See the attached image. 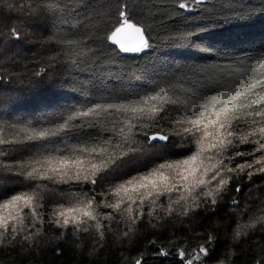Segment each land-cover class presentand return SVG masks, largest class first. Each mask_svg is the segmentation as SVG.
Here are the masks:
<instances>
[{"label": "trees", "instance_id": "obj_1", "mask_svg": "<svg viewBox=\"0 0 264 264\" xmlns=\"http://www.w3.org/2000/svg\"><path fill=\"white\" fill-rule=\"evenodd\" d=\"M88 3L92 7L85 8L78 0L47 4L0 0V138L23 141L0 145L4 151L0 222H7V230L0 228V264H187L189 259L193 264H264V222H258L264 217V171H260L264 149L254 142L264 143V139L259 135L248 136L247 142L243 139L261 125L243 116L232 121L236 133L229 137L232 143L201 156L203 166L196 176L206 183L185 191L187 184L179 175L183 168L160 169V165H179L189 159L198 151L202 133H184L183 127L189 125L175 123L182 113L172 111L173 105L167 106L164 120L151 114L132 119L135 114L116 111L137 106L159 86L182 80L185 88L208 84L199 90L211 94V83L225 71L223 65L238 67L249 57L261 58L264 0H206L204 5H192L191 11L179 9L172 0H128L135 22L145 27L154 45L134 57L110 53L107 48L113 46L96 39L116 19V0H84ZM54 5L63 12L53 11ZM65 14L70 24L77 25L75 29L68 24L61 29L59 17ZM13 29L20 41L14 40ZM58 29L67 35L79 33L77 39L90 36L92 50L82 59L57 56L59 46L47 37ZM192 30L200 37L197 47L168 39L177 31ZM180 96L183 99V93ZM109 104L115 107L104 111ZM94 105L102 106L97 114L69 121L76 127L56 136L27 139V134L56 130L58 122L75 115L73 110ZM129 122L134 125L131 132L126 127ZM121 127L127 143L118 131ZM156 132L169 136L167 147L154 148L147 142L145 133ZM129 144L144 151L115 164L109 161L128 151ZM100 146L107 151H79ZM49 159L52 167L59 160L82 163L63 169L67 172L63 178L48 172L51 179H40L50 167ZM93 164L102 168L95 175ZM204 167L208 171L202 175ZM33 168L40 172L29 178ZM155 169L169 177L157 188L161 195L152 197L155 203L140 204L135 192L127 194L137 201L134 204L127 197L121 201L123 193L115 194L127 181ZM216 171L220 175L213 180ZM93 178L96 184L91 183ZM221 179L227 183L219 187ZM189 183H194L191 177ZM172 184L176 185L172 191H164ZM17 195L30 196L31 206L18 202L2 207ZM89 201L92 208L87 210L94 220L72 213L84 223L77 225L69 218L63 226L60 211L85 208ZM117 203L118 208L111 206ZM201 248L208 254L200 253Z\"/></svg>", "mask_w": 264, "mask_h": 264}, {"label": "snow or ice", "instance_id": "obj_2", "mask_svg": "<svg viewBox=\"0 0 264 264\" xmlns=\"http://www.w3.org/2000/svg\"><path fill=\"white\" fill-rule=\"evenodd\" d=\"M40 3H51L52 0H39ZM79 3L83 4L85 8L92 7L90 3L84 4V0H78ZM174 4L178 6L179 9H184L185 11H191L192 5H204L206 0H172ZM130 4L128 0H116V8L117 14L116 19L114 21H110L107 27L106 34L101 37L97 35L96 39L101 40L105 46L109 43L113 47H108L107 51L113 54H139L144 52L145 50L154 47L153 44H150L149 41L152 37L147 33L144 26H139L135 22V17L132 15L130 11ZM53 11H61L63 9L57 8L55 5L53 6ZM60 27L61 29L65 24H68L69 27L75 29L77 27L76 24H70L69 18L65 14L59 17ZM79 33H72L70 35L65 34L60 29H58L55 33L49 35L47 37L48 41H55V43L59 46V49L56 52L57 56H63L69 59L73 58H84L88 52L92 50V46L88 44V40L91 39L90 36L84 37L81 39H77L76 37ZM12 36L15 41H20L21 37L17 33L15 29L12 30ZM195 37V38H194ZM168 39L173 41H179L183 46L187 47H197V40L200 39L199 36L192 31H177L176 33L170 35ZM0 46H3V42H0ZM203 51H211L210 48L202 49ZM242 66L234 67L232 64L223 65L222 67L225 71L221 72L219 75L211 83V94H207L204 91H200L199 88L207 89L209 87L208 84H199L198 87L193 88H185L182 86L183 80L181 82H177L176 84H170L168 86H159L157 91L154 94L149 95L147 99H141L137 102V106L134 107H120L116 108V111L120 112H131L135 114L132 119H140L143 115L151 114L153 118H159V120H164L168 115V105H173L174 107L171 109L172 111H179L182 113V118L177 119L175 123L177 125H189L187 127H183L182 131L184 133H194L200 132L202 133L200 139L198 140V144L200 145L198 151L193 154L189 159L183 160L179 165H160V169L165 167L173 168L177 167L183 168V171L179 173L181 180H183L187 187H185V191H188L190 188H194L199 185H204L206 181L202 178H198L196 176L197 171L200 170V166H203V160H201V156L205 152H212L214 150L220 149L223 150L226 145L232 143V140L229 137L234 136L236 133L232 130V121L240 119L242 116L247 120L251 118V124H259L260 127H254L250 132L247 133L243 137L244 141L247 142L248 136L259 135L261 139H264V55L261 58L256 59L254 57L247 58V62H241ZM230 69V71H227ZM203 77H201V80ZM178 89V91H176ZM176 91L175 98H172L171 94ZM183 93V99H181L180 94ZM159 100V105L153 104L151 107L139 106L140 104L148 105L149 101H157ZM102 106L94 105L92 107L83 109V110H73L75 115H69L66 119L58 122L59 127L56 130L49 131H39L33 134H27L28 140L33 139H43L48 136H56L59 132L64 131L65 129H71L76 127L77 125H72L69 121L75 119L76 117H89L93 114H97L98 110L101 109ZM115 106L112 104L108 105V108L104 109L107 111L108 109L114 108ZM163 113V115H161ZM82 126V125H81ZM134 125L129 122L126 127H128V131L131 132V128ZM211 129V130H210ZM118 131L124 134V128L121 127ZM147 137V142L151 144L152 147H167V142L169 141V136L164 134L163 132H156L154 134L149 135L145 133ZM124 140L128 142L127 134H124ZM23 141L17 140H6L4 138H0V145L3 144H12ZM153 142H165L163 144H156ZM255 143L260 144V149H264V143H260V141H254ZM206 145V146H205ZM258 149V150H260ZM79 151L81 152H89V153H102L107 150L103 147L97 148H81ZM143 148H137L131 146L129 144L128 151H122L118 156L109 157V161L113 164L116 163L117 160H123L124 157L129 156L130 154H136L143 152ZM240 153H238L239 155ZM4 155V151L0 149V156ZM205 159L211 160L212 157H206ZM199 161V166H198ZM260 161H257L259 163ZM46 163L50 166L45 170L44 175H41L40 179H51L52 177L48 176L47 173L51 172L53 174H61V178L67 175V172H64L63 169H68L74 167L76 164L82 163L81 161H65L59 160L57 162V167H52V160L49 159ZM108 162H106L107 164ZM213 169L217 167V165L211 166ZM240 167H244L241 165ZM251 167V165H248ZM92 168L96 170L93 175L102 170L101 167L93 164ZM208 168L204 167V172L202 175L207 174ZM228 171H233V169H228ZM260 171H264V167L260 169ZM40 169L33 168L31 172H28V177H33L34 173H39ZM220 175L219 171H216L212 176V179H216L217 176ZM251 175V173H250ZM79 173H77V177ZM155 177H158L156 179ZM192 178L194 183H189V178ZM85 179H89V177H84ZM169 177L166 176L159 169L153 170V172L149 173L146 176L140 177L139 179L134 178V181H127L124 185H121L116 189V195L120 196L121 193L124 195L121 196V201L124 200L125 197L131 201V203H136L137 201L130 196H127L129 192L137 193L139 197V203L143 204L145 200H151L152 203H155V200H152L153 196H159L161 193L157 191V188L161 184H165L168 181ZM96 179H91L92 184H96ZM210 182V181H208ZM227 181L221 179L219 181V187H222L226 184ZM176 187L175 184L170 186H165L164 191H172ZM143 190V191H141ZM219 190V189H217ZM237 191L240 189L237 188ZM210 194V193H208ZM18 202H23L24 206L30 207L32 204V198L27 195H17L12 197V199L5 203L2 207L9 208L16 206ZM215 203V200L212 201ZM113 208H118L119 203L115 205H111ZM92 208V203L89 201L85 208L73 207L67 210H62L59 213V216L64 217L62 223L63 226H67L71 221L74 224L84 223L83 220L77 219L76 216H72V213H78L82 217H86L89 220H94L95 216L92 211L87 209ZM131 208L129 207V211ZM35 216L36 213L33 212ZM17 217H19V213H17ZM258 222H264V217L260 218ZM247 227V226H245ZM0 228H4L7 230V222L6 220L0 222ZM99 228V225H97ZM15 231V229H13ZM200 253L203 255H207V251L204 248L200 249ZM159 255H164L165 253L160 252ZM198 259V257H195ZM137 264H140L137 261ZM187 264H193V260L189 259Z\"/></svg>", "mask_w": 264, "mask_h": 264}, {"label": "water", "instance_id": "obj_3", "mask_svg": "<svg viewBox=\"0 0 264 264\" xmlns=\"http://www.w3.org/2000/svg\"><path fill=\"white\" fill-rule=\"evenodd\" d=\"M121 54H123V53H121ZM123 55H127V56H130V57H134V56H136L137 54L129 53V54H123Z\"/></svg>", "mask_w": 264, "mask_h": 264}, {"label": "bare ground", "instance_id": "obj_4", "mask_svg": "<svg viewBox=\"0 0 264 264\" xmlns=\"http://www.w3.org/2000/svg\"><path fill=\"white\" fill-rule=\"evenodd\" d=\"M11 179V178H10Z\"/></svg>", "mask_w": 264, "mask_h": 264}]
</instances>
